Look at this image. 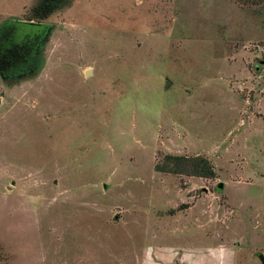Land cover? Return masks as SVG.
<instances>
[{"label": "rangeland", "instance_id": "374dc122", "mask_svg": "<svg viewBox=\"0 0 264 264\" xmlns=\"http://www.w3.org/2000/svg\"><path fill=\"white\" fill-rule=\"evenodd\" d=\"M26 38L0 67V264H262L264 0H0V56Z\"/></svg>", "mask_w": 264, "mask_h": 264}, {"label": "trees", "instance_id": "16d2710c", "mask_svg": "<svg viewBox=\"0 0 264 264\" xmlns=\"http://www.w3.org/2000/svg\"><path fill=\"white\" fill-rule=\"evenodd\" d=\"M51 1V0H50ZM255 2H260L261 0H254ZM41 5V6H40ZM38 7H44L42 3H40ZM45 8V7H44ZM38 9V8H37ZM47 14V13H46ZM45 14V15H46ZM44 12L41 14L42 17H45ZM40 16V18H41ZM31 21H23L22 23H31V24H39L40 22L32 21L33 18H30ZM28 38L23 40V43H21V50L16 53V55L11 54L10 51L13 53L15 52V48L17 46H14L10 49H5L2 52V57L0 56V67L2 68V65L4 64H10L11 70H18V64L15 63L18 61V59H22L25 57V60H28L27 62H34L36 51L34 54V50H27L28 46L26 44V40ZM1 41V40H0ZM4 46V44L2 43ZM26 49V51H24ZM13 50V51H12ZM36 50V49H35ZM5 62V63H4ZM26 62V63H27ZM22 65V64H21ZM20 65V66H21ZM25 65V64H24ZM22 67V66H21ZM21 70V68H20ZM25 70V69H24ZM156 169L162 172H173L177 174H187V175H193L197 177H204L208 179H214L216 177V172L214 169V165L212 161L201 155L197 156H186V155H172L169 154L165 157L164 161L162 163H159L156 165Z\"/></svg>", "mask_w": 264, "mask_h": 264}, {"label": "water", "instance_id": "95a60500", "mask_svg": "<svg viewBox=\"0 0 264 264\" xmlns=\"http://www.w3.org/2000/svg\"><path fill=\"white\" fill-rule=\"evenodd\" d=\"M89 73V71H87V74ZM260 259H261V262H262V264H264V254H261L260 255Z\"/></svg>", "mask_w": 264, "mask_h": 264}]
</instances>
